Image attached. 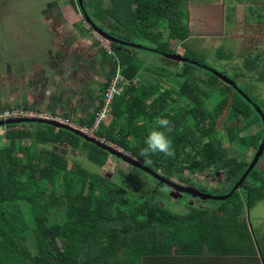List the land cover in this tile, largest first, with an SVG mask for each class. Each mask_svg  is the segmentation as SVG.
<instances>
[{"label": "trees", "instance_id": "16d2710c", "mask_svg": "<svg viewBox=\"0 0 264 264\" xmlns=\"http://www.w3.org/2000/svg\"><path fill=\"white\" fill-rule=\"evenodd\" d=\"M82 2L89 18L103 31L124 41L116 33L125 35L133 26L153 44L146 47L151 52L174 54L171 42H183L189 37L186 0ZM107 18L112 22H106ZM164 29L169 32L167 41ZM110 46L114 56H106L109 77L114 75L118 62L130 85L113 100L107 126L98 131L99 137L169 181L209 170L221 171L230 187L226 194L230 193L250 165L246 160L230 157V149L257 148L262 143L259 145L258 133L243 137L256 119L261 120L254 107L238 90L210 72L206 64L191 59L199 65L183 63L172 75L165 74L151 82L142 74V60L134 54L143 49L113 43ZM221 54L231 58V54ZM257 64L255 59L245 62L248 69ZM198 69L210 74L201 81L202 87L195 76ZM174 76L183 80L171 88L161 84V79ZM235 78L229 79L237 86ZM243 93L257 105L249 94ZM213 95L218 100L209 109L206 102ZM95 116L85 125L91 126ZM161 116L172 122L173 131L166 135L175 156L156 154L151 157L152 163L146 164L139 153L149 131L156 127V118ZM141 117L143 123L137 124ZM3 129L2 134L0 128V264H138L141 257L161 250L168 254L175 246L184 249L220 240L225 235L222 225L229 230H246L245 223H235L244 207L241 199L235 198L239 190L247 194L249 209L264 201V172L254 168L240 189L225 200L227 205L193 207L176 215L154 201L155 193L152 198L130 195L123 186L102 175L100 170L111 155L69 131L47 125L38 129L9 125ZM28 141L32 143L29 145ZM63 145L85 152L98 171L77 164L70 168L59 148Z\"/></svg>", "mask_w": 264, "mask_h": 264}, {"label": "rangeland", "instance_id": "374dc122", "mask_svg": "<svg viewBox=\"0 0 264 264\" xmlns=\"http://www.w3.org/2000/svg\"><path fill=\"white\" fill-rule=\"evenodd\" d=\"M54 1L69 0H0V34H11L10 29H13L12 23H15L16 18H18L19 20L28 22L34 31L44 36L46 32L43 31V28H46L42 27L40 20V13L43 10V8L41 10V7L48 2ZM186 2L185 8H187V15L190 17L188 21L189 37L183 42H171V44L173 43L171 49L175 51L174 54L206 64L213 71L224 73L229 78H235L236 75H239L238 78H235L238 88L249 94L255 100L257 106L260 105L261 107H258L264 112V42L260 44L257 42L264 38V0H186ZM72 3L75 4L74 2ZM23 5H25L24 9L22 8ZM102 6H107V2ZM110 21L112 22V19H106V22ZM153 22H156V20L153 19ZM82 25L84 26L82 27L83 31L89 29V25L84 20ZM116 26L122 29L120 25L116 24ZM136 31V28L131 26V28L126 30L125 35H122L121 32L116 33V35L124 38L126 42L145 47L153 46L149 40L145 39L144 35ZM163 32L165 34L164 41H167L168 30L164 29ZM101 39L104 40L103 38ZM9 48L11 49L10 46ZM220 52L224 55L231 54V58L220 56ZM6 54L7 56L0 52V67L2 63H5L10 58L11 53L7 52ZM134 54L141 56L139 58L142 60L141 71L148 78L147 80L151 82L159 80V76L165 74L172 75L183 64L177 61L171 64L166 57L156 52L137 50L134 51ZM257 56L260 57L258 58ZM248 59H255L258 61V64L254 68L248 69L245 66V62ZM209 75L204 69L196 70L195 76L199 78L201 87L203 86L201 81L209 77ZM182 80V78L174 76L173 79L164 78L160 82L164 87L171 88L176 86L177 81L181 82ZM217 100V96L213 95L206 102L208 108H213ZM6 107L10 108V105H6ZM0 108L3 107L0 105ZM74 123L84 126L77 123V121H74ZM19 126L29 129L43 128V125L36 123H24ZM4 131L5 129L2 128L1 133L3 134ZM256 133H258L260 138V145L264 137V123L260 118L256 119L253 126H249L248 130L243 133V137H249ZM96 137H99V135L97 134ZM224 138H227L226 132H224ZM247 142L250 146V141L247 140ZM31 143V141L27 142L29 145ZM81 143L83 142L81 141ZM108 144L114 149L125 153L115 145ZM236 147L239 150L231 148L229 156L246 160L249 164L259 148V146L257 148L252 146L248 148ZM85 154L81 150L74 151L72 148L68 152L66 151L65 155L68 166L71 168L77 164L85 169L97 172L98 167L90 162ZM256 168L264 172V154ZM100 172L115 184L123 186L130 195L150 196L152 198L151 195L155 193L154 201L176 215L185 214L193 207L218 208L227 205L225 201L197 199L189 195L178 194L165 185L160 187L157 180L148 173L141 170L129 169L126 163L112 155L109 156L107 165L102 167ZM219 172L222 173L221 171ZM121 175L125 176L121 177ZM224 179L225 177L221 175L220 181L205 180L204 175L196 174L184 177V179L173 178L170 181L198 191L201 189L213 196H223L226 195L230 188ZM245 196L247 194L239 190L238 196L235 198Z\"/></svg>", "mask_w": 264, "mask_h": 264}, {"label": "crops", "instance_id": "0c3cea01", "mask_svg": "<svg viewBox=\"0 0 264 264\" xmlns=\"http://www.w3.org/2000/svg\"><path fill=\"white\" fill-rule=\"evenodd\" d=\"M41 10L42 27L47 29L43 28L44 36L18 18L11 34H0V52L11 53L0 67V111L29 107L85 125L99 111L112 78L102 37L90 32L88 23L89 29L83 31L78 3L48 2ZM257 42L263 43L264 38ZM59 148L64 154L71 149L67 145ZM240 199L243 212L235 223H245L246 230L222 225L225 235L220 240L184 249L175 246L168 254L161 250L141 257L138 264H264V201L249 209L247 196Z\"/></svg>", "mask_w": 264, "mask_h": 264}, {"label": "water", "instance_id": "95a60500", "mask_svg": "<svg viewBox=\"0 0 264 264\" xmlns=\"http://www.w3.org/2000/svg\"><path fill=\"white\" fill-rule=\"evenodd\" d=\"M77 1H78L79 6H80V9L82 11V15H83V18L85 19V21L90 25V27L93 29V31L98 33V35L101 36L104 40H107L110 43L118 44V45H121V46H124V47H128V48L143 49V50H146V51L147 50L148 51L151 50L149 48L142 47L139 44L137 45V44H134V43L122 41L120 39H116V38L112 37L111 35H109L105 31H103L102 28H100L98 25H96L89 18V16L87 15V13L84 10V6H83L82 0H77ZM160 54L163 55L164 57H166L167 59H170V60H173V61H178V62H181V63H191L193 65H199L198 62L183 58L181 56H178L177 54H168V53H163V52H160ZM208 70L210 72H212L213 74H215L217 77H219L222 81H224V83H226L228 85H231L233 88L238 90L241 93V95L254 107V109L259 114V116L261 117V119L263 120V123H264V113H263V111L255 103H253L252 100L247 95H245L243 92H241V90L236 86V84L233 81H231L228 77H226L225 75H223V74H221L219 72L213 71L212 69H208ZM24 123H36V124H39V125H47V126H51V127L57 128V129H63V130L69 131V132L75 134L76 136L81 137L85 141L90 142V143L98 146L99 148H102L103 150L107 151L110 155L120 159L124 163H126V164H128V165H130L132 167L141 169L142 171L148 173L149 175H151L153 178H155L160 183H163L167 187L173 189L176 193L187 194L189 196H192L193 198H199V199H202V200L225 201V200L229 199L230 197H232L235 194V192L240 189V187L242 186L243 182L246 180L247 176L251 173V171L254 168L257 167L258 163L261 160V157L264 154V137H263L262 143L259 146V148L257 150V153L255 154L253 160L251 161L247 171L242 176V178L238 181V183L234 186L232 191L230 193L226 194V195H223V196H213V195H210L208 193L195 190V189H193L191 187H185V186H180L178 184H175V183L165 179L164 177L152 172L148 168L142 166L140 163L137 162V160H135L134 158L130 157L128 154L122 153L121 151L114 149L111 145H109L107 143H104L103 141L99 140L98 138L91 137V136L83 133L80 130H77V129H74V128L69 127V126L62 125V124H59L57 122L39 120V119H20V120L18 119V120H10V121H6V122H0V128L1 127L2 128L7 127L9 125H20V124H24ZM104 128L105 127H102V131L104 130ZM201 175H203V174H201Z\"/></svg>", "mask_w": 264, "mask_h": 264}, {"label": "built area", "instance_id": "2783aa9c", "mask_svg": "<svg viewBox=\"0 0 264 264\" xmlns=\"http://www.w3.org/2000/svg\"><path fill=\"white\" fill-rule=\"evenodd\" d=\"M100 42H101L102 50L105 51L107 55L114 56V53L110 46V42L102 39H100ZM129 85H130L129 80L125 79L122 76L121 67L117 62L115 73L103 91L102 105L99 111L97 112L94 122L91 126H87V125L79 126L63 116L45 113L40 110L29 107L28 108L19 107V108L1 110L0 122H6V121L18 120V119L19 120L39 119V120L53 121L80 130L83 133L91 137L98 138L99 140L106 143L103 138L96 137V135L98 134V131L106 124L109 118L110 106L113 100L119 96L121 89Z\"/></svg>", "mask_w": 264, "mask_h": 264}, {"label": "clouds", "instance_id": "9594fccd", "mask_svg": "<svg viewBox=\"0 0 264 264\" xmlns=\"http://www.w3.org/2000/svg\"><path fill=\"white\" fill-rule=\"evenodd\" d=\"M143 118L141 117L137 124H142ZM156 127L152 128L145 141L144 147L141 148L139 155L145 159L146 164H151V157L156 154H163L166 157H174L175 151L172 146L171 140L166 133L173 131L172 122L164 117H157L155 120Z\"/></svg>", "mask_w": 264, "mask_h": 264}, {"label": "flooded vegetation", "instance_id": "af4514ba", "mask_svg": "<svg viewBox=\"0 0 264 264\" xmlns=\"http://www.w3.org/2000/svg\"><path fill=\"white\" fill-rule=\"evenodd\" d=\"M87 23V22H86ZM92 29V28H90ZM93 30V29H92ZM90 31V30H89ZM92 33L94 32L95 34H98L96 33L95 31H91ZM204 175V179L205 180H216V181H220V177L221 175L224 176V173H220L219 171H214V170H209L207 171L206 173L203 174ZM201 192H205L203 190L200 189Z\"/></svg>", "mask_w": 264, "mask_h": 264}]
</instances>
